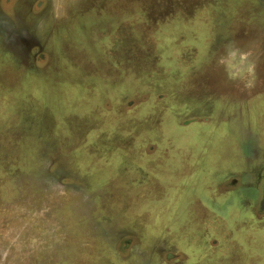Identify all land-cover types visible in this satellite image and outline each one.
Returning a JSON list of instances; mask_svg holds the SVG:
<instances>
[{"label":"rangeland","instance_id":"rangeland-1","mask_svg":"<svg viewBox=\"0 0 264 264\" xmlns=\"http://www.w3.org/2000/svg\"><path fill=\"white\" fill-rule=\"evenodd\" d=\"M261 139L264 0H0V264H264Z\"/></svg>","mask_w":264,"mask_h":264},{"label":"crops","instance_id":"crops-1","mask_svg":"<svg viewBox=\"0 0 264 264\" xmlns=\"http://www.w3.org/2000/svg\"><path fill=\"white\" fill-rule=\"evenodd\" d=\"M262 142V143H261ZM260 145H261V148L263 147L262 145H264V142L262 141V139L260 140ZM264 148V147H263ZM188 156V155H187ZM199 158H200V156H198L196 159L197 160H199ZM187 160H189V158L187 159ZM187 167V169H188V166H186ZM264 176V175H263ZM263 176H261V177H263ZM261 180H264L263 178H261ZM216 181H217V179H216ZM217 182H220V181H217ZM263 186V185H262ZM260 192H261V194H260V197H258V199H256V200H259V202H261V199H262V196H263V193H264V190H263V187H260ZM256 200H254V201H256ZM251 203H253V202H251ZM262 203H263V201H262ZM251 205V204H250ZM250 205H249V207H250ZM250 214L251 215H253L252 213H251V211H250ZM192 215L193 214H191V216L190 217H192ZM197 216H194V218H192L191 220H195V218H196ZM255 216L253 215V218H254ZM257 217V216H256ZM264 217V216H263ZM214 218V217H213ZM202 220H204V221H208V219H206V218H204V219H202ZM211 220H213V219H211ZM221 222V220L220 219H218V222ZM191 222H193V221H190V222H188L186 225L187 226H193L192 225V223ZM201 222V221H200ZM196 229L198 230V226L196 227ZM215 230H216V228H214ZM218 230H216V232H217ZM203 252V251H202Z\"/></svg>","mask_w":264,"mask_h":264},{"label":"trees","instance_id":"trees-1","mask_svg":"<svg viewBox=\"0 0 264 264\" xmlns=\"http://www.w3.org/2000/svg\"><path fill=\"white\" fill-rule=\"evenodd\" d=\"M159 30V29H158ZM181 125V124H180ZM182 126V125H181ZM184 127H186V126H184ZM190 127V126H189ZM169 152V151H168Z\"/></svg>","mask_w":264,"mask_h":264}]
</instances>
